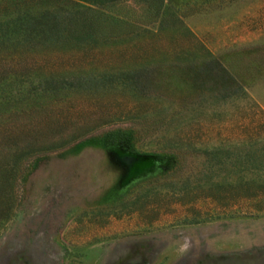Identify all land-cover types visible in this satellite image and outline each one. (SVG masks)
Masks as SVG:
<instances>
[{
  "label": "rangeland",
  "instance_id": "374dc122",
  "mask_svg": "<svg viewBox=\"0 0 264 264\" xmlns=\"http://www.w3.org/2000/svg\"><path fill=\"white\" fill-rule=\"evenodd\" d=\"M0 264H264V0H0Z\"/></svg>",
  "mask_w": 264,
  "mask_h": 264
},
{
  "label": "trees",
  "instance_id": "16d2710c",
  "mask_svg": "<svg viewBox=\"0 0 264 264\" xmlns=\"http://www.w3.org/2000/svg\"><path fill=\"white\" fill-rule=\"evenodd\" d=\"M212 61H215V60L213 59ZM212 61L210 60L209 63L214 64L219 69V71H220V73L222 75H226L227 74L225 69H224V67L218 61H215V63L212 62Z\"/></svg>",
  "mask_w": 264,
  "mask_h": 264
}]
</instances>
